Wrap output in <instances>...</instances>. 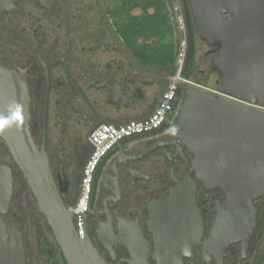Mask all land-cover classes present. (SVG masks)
Here are the masks:
<instances>
[{"label": "flooded vegetation", "instance_id": "flooded-vegetation-1", "mask_svg": "<svg viewBox=\"0 0 264 264\" xmlns=\"http://www.w3.org/2000/svg\"><path fill=\"white\" fill-rule=\"evenodd\" d=\"M108 5V0H11V6L0 13V66L16 73L28 87L31 135L39 149L45 148L54 179L65 189L68 209L80 198L83 171L93 152L90 134L101 123L119 125L139 113L141 82L126 52L134 53L109 15ZM211 50L208 47L205 56L213 60L219 52ZM179 96L160 130L125 140L123 152L116 146L104 156L95 176L88 236L107 264H128V248L117 240L122 232L136 230L150 245L148 264H263L264 200L256 203L257 227L247 250L235 244L223 258L208 254L206 246L218 211L227 203L221 192H206L200 184L196 206L203 235L186 242L185 246L194 245L191 252L168 257L150 232L148 206L165 201L177 187L175 181H183L192 166L193 157L176 128L186 98L182 91ZM0 145L6 147L1 139ZM0 165L15 167L14 176L17 173L12 157L0 153ZM25 183L15 177L14 197L4 220L21 230L27 264H68L47 220L30 204L34 200L38 207ZM34 216L47 226H39ZM134 246L140 248L138 243Z\"/></svg>", "mask_w": 264, "mask_h": 264}, {"label": "water", "instance_id": "water-1", "mask_svg": "<svg viewBox=\"0 0 264 264\" xmlns=\"http://www.w3.org/2000/svg\"><path fill=\"white\" fill-rule=\"evenodd\" d=\"M176 1L186 21V70L194 58L197 35L212 48L210 53L219 52L211 71L220 83L216 94L180 87L186 98L176 128L193 157L192 166L183 181H175L177 187L165 201L148 206L149 227L168 257L191 252L194 245L185 246L186 242L203 235L202 215L196 206L198 185L206 192L219 191L227 205L218 211L206 251L223 258L232 245L241 243L247 250L257 227L256 203L264 200V112L250 107L264 108V0ZM9 6L11 0H0V13ZM30 105L25 82L0 66V139L30 188L39 214L47 220L68 264H107L88 235L77 236L75 214L64 203L65 189L54 179L45 148L39 149L32 138ZM117 147L123 152L121 142ZM103 158L95 169L89 211ZM14 184L13 169L0 165V264H27L21 230L4 220ZM117 241L128 248V264H148L150 245L139 230L122 232Z\"/></svg>", "mask_w": 264, "mask_h": 264}, {"label": "built area", "instance_id": "built-area-1", "mask_svg": "<svg viewBox=\"0 0 264 264\" xmlns=\"http://www.w3.org/2000/svg\"><path fill=\"white\" fill-rule=\"evenodd\" d=\"M172 13L180 37L175 62L176 72L169 88L163 93L155 111L146 119L130 121L123 125L110 123L99 125L89 136L93 152L83 171L80 198L76 204L69 208L75 214L73 223L77 236L80 239H84L88 235L85 214L89 211V201L92 193L91 187L99 160L113 150L119 142L142 137L160 130L168 121L169 113L173 110L174 104L179 97L180 87L184 88V85L190 84V81L185 77L188 51L186 21L177 1H175L172 7ZM180 81L183 84L180 85Z\"/></svg>", "mask_w": 264, "mask_h": 264}, {"label": "trees", "instance_id": "trees-1", "mask_svg": "<svg viewBox=\"0 0 264 264\" xmlns=\"http://www.w3.org/2000/svg\"><path fill=\"white\" fill-rule=\"evenodd\" d=\"M175 1L108 0L109 15L119 28V33L125 44L133 51L139 61L148 67L171 68L173 76L176 72L175 62L180 41V37L175 35V42H168L170 37L174 38L175 33L171 28L172 24H175L172 13ZM153 39L158 41L157 44L162 45L160 50H163L161 52L166 55L158 58L160 50L151 43ZM193 70L194 63L185 72L187 80L191 79ZM7 159H11L10 154H8ZM17 173L23 179L19 170Z\"/></svg>", "mask_w": 264, "mask_h": 264}, {"label": "crops", "instance_id": "crops-1", "mask_svg": "<svg viewBox=\"0 0 264 264\" xmlns=\"http://www.w3.org/2000/svg\"><path fill=\"white\" fill-rule=\"evenodd\" d=\"M172 31L174 30V38L170 37L168 42H175V35L177 37L178 31L176 28V25L172 24L171 26ZM177 32V34H176ZM170 36V35H169ZM142 42V41H140ZM151 43L156 46L159 50L162 48L161 44H157L158 41L153 39L151 40ZM163 50H160V52L158 53V58L162 57L163 55H166L164 52H161ZM129 54V59L132 60L137 74H138V79L141 82L138 85V91L140 93V98L138 101V111L139 113L135 116H133L131 118V120L127 121H136V120H132L134 118H138L137 120H142V119H146L148 118L156 109V107L158 106L160 99L163 95L164 92L167 91V89L169 88V85L172 81L173 78V74H172V69L170 68H163L160 66H153V67H148L143 65L139 59L136 57L135 54H131L130 52H126ZM127 54V55H128ZM156 96L159 97L158 102H156ZM145 106V109H143L142 107ZM126 124L122 123L119 125H123Z\"/></svg>", "mask_w": 264, "mask_h": 264}, {"label": "rangeland", "instance_id": "rangeland-1", "mask_svg": "<svg viewBox=\"0 0 264 264\" xmlns=\"http://www.w3.org/2000/svg\"><path fill=\"white\" fill-rule=\"evenodd\" d=\"M207 48H208L207 45H205V43H203L198 38V36L196 35L195 36L194 58H193V61H192V63H194L193 75H192L191 79L189 80L190 84L184 85V88L185 89H189V88H192V87L201 88V89H204V90H206L208 92L216 94L217 89H218V82L220 83V77L216 73L211 71V60H212V57L209 56V55L205 56V52L207 51ZM181 84H183L182 81H180V85ZM145 106L146 105H144L142 108L145 109ZM137 119L138 118H134L132 120H136L137 121ZM109 123L110 124H114L112 122H109ZM114 125H116V124H114ZM0 153L2 154L3 158L7 159L8 151H7L6 147H3V146L0 145ZM13 169L15 171V167H13ZM15 177H16V181L20 182V184H21L22 178L20 177V175L18 173H16ZM24 186L28 187L26 185V183H25ZM17 199H19V196L17 197ZM25 202L26 201H24L23 203H25ZM30 204H32V207L34 209H38V207L35 206L36 203L34 202V200L30 201ZM26 206H27V204H26ZM21 213H22L21 215H22L23 219L27 220V217H28L27 214L24 213V212H21ZM33 218L36 219V221L39 224V226H43L44 228L47 226L46 221L44 219L42 220L41 218L36 217V216H34ZM260 219H261L260 223L264 227V206H262V209H261V217H260Z\"/></svg>", "mask_w": 264, "mask_h": 264}]
</instances>
